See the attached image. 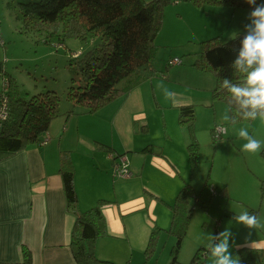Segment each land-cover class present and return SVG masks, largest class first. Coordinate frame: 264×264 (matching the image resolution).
<instances>
[{
    "label": "crops",
    "instance_id": "1",
    "mask_svg": "<svg viewBox=\"0 0 264 264\" xmlns=\"http://www.w3.org/2000/svg\"><path fill=\"white\" fill-rule=\"evenodd\" d=\"M6 1L12 0H0V11ZM174 4H177L178 15L185 17L188 24L174 33L177 38L205 40L211 35H218L226 23H230L226 21L229 7L200 8L187 1ZM1 24L0 16V91L5 78L12 76L7 70L9 57ZM160 33L155 40L156 46L164 43V40L158 39L164 37ZM55 44L60 45L59 42ZM170 59L166 62L168 68L164 67L165 72L170 69L167 65ZM175 67L171 72H178ZM157 69V75L161 73L169 79L161 67ZM170 85V80L152 77L128 95L117 98L94 113L84 112L81 108L68 113L71 102L61 101L60 114L51 120L46 132L51 137L47 143L0 158V264H23L24 248L31 251L32 264H77L70 248L75 216L67 209L60 174L63 151L70 152L75 166L79 209L85 211L99 200L108 201L103 207L107 235L96 240V255L113 262L117 261L120 252L125 255L132 251L142 254L144 251L146 256L153 228L163 230L160 241L171 226L176 196L188 183L179 176L180 166L176 158L181 159L182 156L163 145L164 149L158 147L150 135L153 119H158L160 126H166L165 137H162L164 143L175 141L179 152L180 147L187 151L190 142L188 130L179 123V127L172 124L170 129L167 112L157 116L151 115L148 110V105L158 100V91L164 86L171 90ZM194 97L193 92L185 93L167 108L175 110L178 118L180 106L194 105L199 101L208 103L211 99L210 95L199 97V100ZM253 124L264 128V121L259 118ZM215 125L217 123L210 124V132ZM100 144L110 150L100 148ZM148 145L157 146L161 154L143 151ZM124 152L130 157L133 176L115 178L112 175V154ZM252 246L264 247L260 244ZM149 259L146 258V261Z\"/></svg>",
    "mask_w": 264,
    "mask_h": 264
},
{
    "label": "trees",
    "instance_id": "2",
    "mask_svg": "<svg viewBox=\"0 0 264 264\" xmlns=\"http://www.w3.org/2000/svg\"><path fill=\"white\" fill-rule=\"evenodd\" d=\"M187 1L196 7L255 8L257 0H12L23 33H46L65 44L66 38L91 41V47L78 54L76 66L78 77L72 79L67 99L72 113L77 107L94 113L119 97L128 95L133 89L158 74L153 59L155 40L163 25L164 10L168 5ZM264 3V0H258ZM18 9V10H17ZM248 35L236 34L227 41L215 36L200 42V58L194 65L212 71L215 87L214 101L224 102L232 122H253L244 118L236 98L229 88L245 86L246 65H238L243 51V42ZM225 80L229 87H225ZM9 116L0 131V158L39 144L46 134L51 120L60 114L61 98L55 90H46L27 97L19 89L13 76H8ZM179 124L190 135L187 150L191 161H197L198 143L195 136L196 109L192 104L179 107ZM213 130V129H212ZM213 135V131H212ZM214 137V136H213ZM216 140V139H215ZM100 148L110 150L106 145ZM143 151L161 154L157 146L148 145ZM127 153V152H126ZM120 154V153H115ZM264 157V148L261 150ZM60 174L67 199V209L75 216L70 248L77 264H116L112 260L99 258L95 253V242L107 235V223L103 214L106 200H99L92 208L81 211L75 189V166L69 151L61 154ZM225 189H222V192ZM261 198L264 199V179L260 181ZM195 196L191 183H186L176 196L173 219L169 233L177 234L171 251L170 264H178L183 238L188 230L191 216L190 200ZM259 210H252L256 216ZM163 230L154 227L146 248L147 258L154 254L155 246ZM197 250L190 264H205L210 250L200 254ZM23 264H32L31 251L23 249ZM241 264H264V247L243 246L239 248Z\"/></svg>",
    "mask_w": 264,
    "mask_h": 264
},
{
    "label": "rangeland",
    "instance_id": "3",
    "mask_svg": "<svg viewBox=\"0 0 264 264\" xmlns=\"http://www.w3.org/2000/svg\"><path fill=\"white\" fill-rule=\"evenodd\" d=\"M262 4L264 3L257 0L254 4L255 8L230 9L226 18V21L230 23H226L225 28H222L223 31L217 33L218 35L209 37L219 36L224 42L236 34L254 35L255 23L251 14ZM176 5L171 4L165 8L164 28L161 27L160 30V36L164 35V37L158 38L159 41L164 40V43L156 47L153 59L156 68L159 66L164 72V67L168 68L166 62L169 57L177 55L182 60L177 67L169 66V71L165 72L169 79L163 77L161 73L154 76L164 81L170 80L171 91L173 90L175 95L172 94L170 99H166L169 96V88L162 87L157 97L166 105L153 100L151 105H148V110L151 115L157 116L164 111L167 112L170 129H172V124L174 127H179L175 110L167 108L174 99L192 92L197 100L199 97L208 95L211 98L208 103L204 101L194 103L195 136L198 143V156L194 163L188 156V150L180 147L179 152L175 141L164 143L162 137H165L167 130L166 126L159 125L158 119H153L150 133L152 139L158 143V147L163 145L182 156L181 159L176 158L180 166L179 176L185 178V182H191L195 190V196L189 204L191 216L188 220L187 233L183 238L178 264H190L198 249L201 250L200 254L210 250L207 257H204L205 264H215L216 257L212 253L213 249L225 239L221 235L223 232L229 234L227 239L231 258H238L241 264L239 248L254 247L252 245L259 244L264 246L262 243L264 242V199L261 198L260 192V181L264 179V157L261 154L264 148V128L256 126L253 122H232L227 105L212 99V90L216 82L214 73L194 65L200 58L202 40L194 37L180 39L174 36L177 30L188 26L187 19L178 15ZM226 9L229 8L226 7ZM15 12L17 11L11 8L7 1L1 5V26L9 57L7 70L27 97L41 91L55 90L63 103H69L67 95L73 84L72 79L78 77L75 57L91 47L92 42L66 38L65 44L56 45L55 43L58 42L56 37L46 42L44 41L47 37L46 33H23ZM174 67L178 72H171ZM173 115L174 118H172ZM213 123L226 127L227 132L222 139L215 140L212 131L210 132V124ZM242 129L247 130L250 137L261 142L258 154L243 150V145L247 141L239 135ZM212 186L216 189V195L211 193ZM223 188L225 190L222 192ZM255 209L259 210L256 214L258 224L255 228H249L238 221L237 217L245 212L251 215L252 210ZM217 233H219L218 236ZM177 238L176 233L166 232L156 244L154 255L148 261L144 251L142 254L132 251L125 255L120 252L115 263L126 264L129 261L127 264H170L171 251Z\"/></svg>",
    "mask_w": 264,
    "mask_h": 264
},
{
    "label": "clouds",
    "instance_id": "4",
    "mask_svg": "<svg viewBox=\"0 0 264 264\" xmlns=\"http://www.w3.org/2000/svg\"><path fill=\"white\" fill-rule=\"evenodd\" d=\"M251 2V0H249ZM255 23V34H249L243 42V51L238 65H246L245 86H231L229 88L236 98L241 109L244 110V118L264 121V4L258 6L251 14ZM225 87H229L227 80ZM170 99L175 93L168 89ZM239 135L247 143L243 145V150L248 153L258 154L261 149V142L249 136L248 131L242 129ZM240 223L249 228H255L258 224L256 216H250L247 212L237 217ZM225 239L213 249V256L216 257L215 264H239V259H232L228 251V233H221ZM251 235V233L249 234Z\"/></svg>",
    "mask_w": 264,
    "mask_h": 264
},
{
    "label": "built area",
    "instance_id": "5",
    "mask_svg": "<svg viewBox=\"0 0 264 264\" xmlns=\"http://www.w3.org/2000/svg\"><path fill=\"white\" fill-rule=\"evenodd\" d=\"M182 63V60L179 57H172L168 61V66H175ZM9 84L7 78L3 83L2 90L0 91V131L3 126V123L7 120L9 116V95L8 90ZM227 129L223 125H215L213 127V136L216 140H219L224 137L226 134ZM50 136L48 134H44L42 140L40 141V145L47 143L50 140ZM114 158V163L112 165V175L115 178L120 179H128L133 176V171L131 170V161L129 155L124 152L120 154H112ZM211 193L215 195L216 189L212 186ZM219 233H217V236Z\"/></svg>",
    "mask_w": 264,
    "mask_h": 264
}]
</instances>
